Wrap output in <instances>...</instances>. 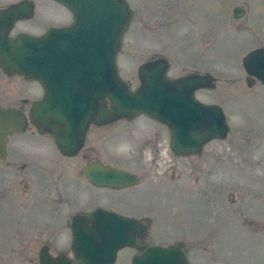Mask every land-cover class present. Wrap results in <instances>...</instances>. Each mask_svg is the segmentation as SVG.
Listing matches in <instances>:
<instances>
[{
	"label": "rangeland",
	"instance_id": "374dc122",
	"mask_svg": "<svg viewBox=\"0 0 264 264\" xmlns=\"http://www.w3.org/2000/svg\"><path fill=\"white\" fill-rule=\"evenodd\" d=\"M31 1L35 13L25 31L40 36L70 21L56 2ZM127 1L135 17L118 56L122 79L136 90L139 67L159 58L170 63V78L211 74L215 88L197 97L224 110L232 134L209 143L199 156L178 157L167 127L145 116L92 127L82 154L142 177L122 191L91 187L80 177L87 163L82 154L61 157L55 142L34 128L11 136L9 156L0 160V264H40L44 245L54 256L71 257L72 236L53 218L70 223L73 215L97 206L147 216L149 244H180L190 264H264V198L253 188L264 181V85L249 88L243 67L248 53L264 48V0ZM236 6L246 10L240 20L233 18ZM167 14L174 21H166ZM0 76V104L6 108L23 106L19 96L41 94L35 83ZM29 154L37 167L30 162L15 175V159ZM244 208L246 223L238 216ZM116 264H130L129 252Z\"/></svg>",
	"mask_w": 264,
	"mask_h": 264
},
{
	"label": "water",
	"instance_id": "95a60500",
	"mask_svg": "<svg viewBox=\"0 0 264 264\" xmlns=\"http://www.w3.org/2000/svg\"><path fill=\"white\" fill-rule=\"evenodd\" d=\"M68 8L74 24L50 29L41 37L9 36L14 23L31 16L34 3L27 1L0 11V67L8 76L20 75L39 82L44 97L26 115L20 109L0 105V159L8 156L9 138L27 132L30 123L39 133L50 135L60 152L73 158L86 143L92 125L148 117L167 126L170 149L178 157L200 155L214 140H225L229 126L223 109L205 105L196 97L216 82L211 75L170 79L168 60L141 65L140 85L132 90L119 71L118 55L134 17L126 0H53ZM245 11L236 8L234 18ZM249 76L264 84V48L243 59ZM97 188L122 190L137 186L138 175L97 162L82 171ZM92 225L90 229L87 226ZM72 253L53 256L45 246L40 264H115L120 250L135 245L144 227L136 220L104 209L92 217L74 218ZM133 264H189L176 246L152 247L135 257Z\"/></svg>",
	"mask_w": 264,
	"mask_h": 264
},
{
	"label": "flooded vegetation",
	"instance_id": "af4514ba",
	"mask_svg": "<svg viewBox=\"0 0 264 264\" xmlns=\"http://www.w3.org/2000/svg\"><path fill=\"white\" fill-rule=\"evenodd\" d=\"M27 1H30V2H32L31 0H15V1H12V3H9V4H6V3H4V0H0V11H3V10H7V9H9V8H11V7H13V6H15V5H18V4H20V3H22V2H27ZM53 1V0H52ZM55 2V1H54ZM34 3V2H33ZM57 3V2H56ZM57 4H59V3H57ZM60 6H62L63 8H65L66 9V11L68 12V14H69V16H70V21L69 22H67L66 24H62V25H59V26H53V27H51V28H49L48 30H47V32L50 30V29H52V28H56V29H65V28H69V27H71L73 24H74V22H75V17H74V15H73V13L68 9V8H66L65 6H63V5H61V4H59ZM236 8H241V9H243L244 11H245V14H246V10L243 8V7H241V6H236L234 9H233V18H234V11H235V9ZM34 13H35V4H34V6H33V10H32V14H31V16L29 17V18H27V19H23V20H18V21H16L15 23H14V25L12 26V28H11V31H10V34H9V36L10 37H12V38H15V37H17L19 34H26V35H30V36H33V37H40V36H43V35H45V34H43V35H40V36H35V35H33V33H29L28 31H25L24 29H22L23 28V25H28L29 24V21L33 18V16H34ZM168 16H167V18H165L166 19V21H174V14L173 15H170V14H167ZM245 16V15H244ZM243 16V17H244ZM134 17H135V13H134ZM242 17V18H243ZM241 18V19H242ZM134 19V18H133ZM235 19V18H234ZM235 20H240V19H235ZM163 22H164V19H163ZM165 23V22H164ZM258 49H262V48H258ZM255 50H257V49H255ZM254 51V50H253ZM252 52V51H251ZM249 54V53H248ZM247 54V55H248ZM159 59H161V58H159ZM155 60H157V59H155ZM155 60H153V61H155ZM152 62V61H151ZM0 72L3 74V75H5L6 73H5V71H4V69L2 68V67H0ZM244 72H246V70L244 69ZM191 75H199L198 73H195V74H189V75H187V76H191ZM6 76H8L7 74H6ZM187 76H184V77H187ZM8 77H10V76H8ZM15 77H18V78H21V79H23L24 81H26V82H29L30 84L31 83H35V84H37L39 87H40V90H41V94L39 95V96H37V97H31V96H28V95H25V96H19V99L22 97V104H23V106H21V107H18L21 111H23L26 115H28L29 114V112H30V110H31V108H32V106H33V104L34 103H36V102H38V101H40L43 97H44V90H43V88H42V86H41V84L39 83V82H37V81H35V80H27L26 78H24L23 76H20V75H15ZM0 78H1V76H0ZM10 78H12V77H10ZM179 78V77H178ZM248 75H247V77H246V79H247V86H248ZM252 81H253V85L250 87V86H248L249 88H253V87H255L257 84H261V85H264L260 80H258L257 78H253L252 79ZM217 80H216V83H214L213 84V86L211 87V88H208V89H201V90H199V91H197L196 93L198 94V92H201V91H209V90H213L214 88H215V86H216V84H217ZM2 93H3V89H2V85H1V83H0V96L2 95ZM30 100H32V101H30ZM202 102V101H201ZM205 104H207V103H205ZM1 105V104H0ZM207 105H217V104H215V103H210V104H207ZM26 106H28V108H25ZM8 107H11V106H8ZM126 121H128V120H126ZM131 121H133V120H131ZM227 122H228V119H227ZM112 124H114V123H112ZM112 124H109V125H107V126H102V127H98V126H94V125H92L91 127H90V129L92 128V127H97V128H103V127H109V126H111ZM161 124V123H160ZM163 125V124H162ZM163 126H165V125H163ZM228 126H229V131H228V136H227V138L225 139V140H227V139H229V136L232 134V128L230 127V125H229V122H228ZM32 128H34L35 130H36V133H38V134H40V135H44V134H41V133H39V131L35 128V126H33L31 123H30V126H29V128H28V131L30 130V129H32ZM89 129V130H90ZM89 132V131H88ZM24 134H26V133H24ZM263 134H264V132H263ZM21 135H23V134H21ZM260 135H262V133L261 134H256V138H259V136ZM46 136H49L52 140H53V138L50 136V135H47L46 134ZM88 136V135H87ZM86 141H87V139H86ZM214 141H224V140H214ZM214 141H212V142H214ZM53 142H55L54 140H53ZM56 144V143H55ZM57 146V145H56ZM85 146H86V143H85ZM85 146L83 147V149L79 152V154L77 155V156H75V157H73V159H75V158H77V157H79L80 156V154H82V152H83V150H84V148H85ZM58 148V147H57ZM58 151H59V153H60V156L61 157H64V158H70V157H66V156H64L61 152H60V150H59V148H58ZM203 152V151H202ZM8 156H9V152H8ZM8 156H7V158H8ZM82 156H83V158L85 159V160H87V163H86V165L80 170V177L81 178H83V179H85L86 180V182L91 186V187H93L94 189H99V190H106V189H108V190H112V191H122V190H126V189H128V188H126V189H122V190H115V189H109V188H97V187H95V186H93L91 183H89L88 182V180L86 179V177H85V175H83L82 174V171L85 169V168H88L90 165H92V164H94V163H97V162H103V161H101V160H99V158H95V159H91L90 158V156L89 155H87V154H85V153H83L82 154ZM6 158V159H7ZM33 158V156H31L30 154L29 155H19L16 159H15V161H14V166L15 167H17V168H19V169H17V173L15 174V175H20L19 173L21 172L20 171V169L21 168H24V167H28V165L27 164H29L30 162H32L33 163V165H34V167H37L35 164H34V158ZM6 159H4V160H2V161H5ZM1 160V159H0ZM103 164H105V165H108V164H106V163H104L103 162ZM116 167V166H115ZM116 168H119V167H116ZM120 169H122V168H120ZM123 170H125V169H123ZM125 171H127V170H125ZM128 172H130V171H128ZM131 173H134V174H136V175H138V177L140 178V183H141V181H142V177L138 174V173H135V172H131ZM24 177H27V176H25V175H23ZM24 180H25V182H24V185L28 182V179H26V178H24ZM27 181V182H26ZM264 182V181H263ZM263 182H260L259 183V186H258V184H256L253 188H254V190H257V189H259V192H260V194H262L263 193V198H264V191H263V187L261 188V185H262V183ZM6 183H10L9 181H7ZM11 184V186L10 187H12V188H14V189H17V190H19L20 189V185L17 187V186H15V185H13L12 183H10ZM18 185V184H17ZM138 186V185H137ZM134 187H136V186H134ZM130 188H133V187H130ZM99 208H101V207H99V206H97V207H94V209L93 210H88V211H84V212H82V213H77V214H75V215H73L72 216V218H71V220H70V223H68V222H63L62 220H60L59 222H57V218L56 217H54L53 218V223L54 224H57V225H59V223L61 222V223H63V227H65L64 229L66 230V231H68V233L69 234H71V236H72V239H73V235H74V226H73V223H74V218L77 216V215H82V216H87V217H89V218H91L92 217V215H93V213L97 210V209H99ZM102 209H104V208H102ZM106 210V209H105ZM108 211V210H107ZM108 212H112V213H115V214H117V215H119V216H121V217H124V218H128V219H133V220H136L140 225H142L143 227H144V231H142L141 233H138L137 235H136V239H135V245L133 246V247H126V248H124V249H122V250H120L119 251V253H118V255H117V259H116V262H117V260H118V257L122 254V253H124V251H128L129 252V263L130 264H133V261H134V258L135 257H138V256H141V255H143L149 248H152V247H155V246H160V247H167V246H163V245H156V244H154V245H150L149 244V242H148V238L149 237H151L150 235H151V233H150V230H151V223H150V219L147 217V216H143V217H140V216H137V217H132V216H129V215H125L124 213H121V212H119V211H114V210H110V211H108ZM239 220H242V222H244V223H246L247 221H248V218H249V212L246 210V208H244V210L241 212V213H239ZM252 220L253 221H257V219L254 217V218H252ZM62 226H60V227H62ZM92 227V225H89V226H87V229H90ZM251 230L252 231H256L254 228H251ZM45 246H47L48 248H49V251H50V253H51V250H50V247H49V245H44L42 248H41V250L45 247ZM170 246H172V245H170ZM173 246H176V247H179L180 249H183L182 247L183 246H181L180 244H177V245H173ZM40 250V251H41ZM130 251H133L134 253H133V255L131 254L130 255ZM71 253H72V243H71ZM40 254V253H39ZM52 254V253H51ZM60 254H64V255H66L67 257H69L70 259H72L73 260V263H75V260H74V257H73V255L70 257L69 256V254H66V253H63V252H61V253H59L58 255H60ZM73 254V253H72ZM53 255V254H52ZM57 255V256H58ZM54 256V255H53ZM116 262H115V264H116Z\"/></svg>",
	"mask_w": 264,
	"mask_h": 264
}]
</instances>
